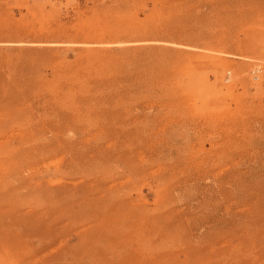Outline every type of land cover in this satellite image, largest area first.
<instances>
[{
	"label": "rangeland",
	"instance_id": "obj_1",
	"mask_svg": "<svg viewBox=\"0 0 264 264\" xmlns=\"http://www.w3.org/2000/svg\"><path fill=\"white\" fill-rule=\"evenodd\" d=\"M0 264H264V0H0Z\"/></svg>",
	"mask_w": 264,
	"mask_h": 264
},
{
	"label": "bare ground",
	"instance_id": "obj_2",
	"mask_svg": "<svg viewBox=\"0 0 264 264\" xmlns=\"http://www.w3.org/2000/svg\"><path fill=\"white\" fill-rule=\"evenodd\" d=\"M224 80L227 79V78H223Z\"/></svg>",
	"mask_w": 264,
	"mask_h": 264
}]
</instances>
